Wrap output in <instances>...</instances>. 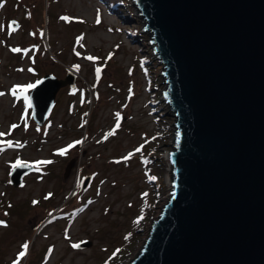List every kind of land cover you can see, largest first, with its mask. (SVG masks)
<instances>
[{
	"label": "rangeland",
	"instance_id": "obj_1",
	"mask_svg": "<svg viewBox=\"0 0 264 264\" xmlns=\"http://www.w3.org/2000/svg\"><path fill=\"white\" fill-rule=\"evenodd\" d=\"M12 20L19 22L16 31ZM145 25L134 0H0V220L6 225H0V264H13L24 243L29 250L21 264H129L141 251L171 196L165 153L177 137L175 112L163 96L164 64ZM17 47L29 51L13 52ZM69 72L74 87L59 90L43 126L23 97L11 94L15 85ZM76 140L84 143L57 154ZM8 141L23 146L9 148ZM18 159L54 163L14 186ZM84 242L91 245L72 247Z\"/></svg>",
	"mask_w": 264,
	"mask_h": 264
},
{
	"label": "water",
	"instance_id": "obj_2",
	"mask_svg": "<svg viewBox=\"0 0 264 264\" xmlns=\"http://www.w3.org/2000/svg\"><path fill=\"white\" fill-rule=\"evenodd\" d=\"M134 2L164 64L177 137L171 196L129 264H264V0ZM39 81L29 96L43 126L75 76ZM33 170L14 168L12 185Z\"/></svg>",
	"mask_w": 264,
	"mask_h": 264
},
{
	"label": "snow or ice",
	"instance_id": "obj_3",
	"mask_svg": "<svg viewBox=\"0 0 264 264\" xmlns=\"http://www.w3.org/2000/svg\"><path fill=\"white\" fill-rule=\"evenodd\" d=\"M61 19L65 20V21H69L72 18L65 16V17H61ZM97 22L99 23V20H97ZM9 27L12 29V31H16L15 22L13 23V25H10ZM33 35H35V33H33ZM40 35L43 36V32H41ZM82 39H83L82 37L78 38L77 39V43L79 44ZM81 46H83V45H81ZM12 51L13 52H21V51L27 52L29 50H25V49H21V48L17 47V48H13ZM76 55L79 56L80 53L79 52H76ZM87 59L90 60V61H94V60H97L98 58L90 55V56L87 57ZM108 59H111V55H109ZM74 67L76 68V70H79L80 69V65H75ZM21 71H23V69H21ZM28 71H34V69H31L30 68V69H28ZM101 71H102V69H100V68H97L96 69V73H97V76L98 77H99ZM37 83H42V81H37ZM36 86L37 85L34 84V83H29V84H26V85H15L11 89V94L14 97L22 96L23 99L27 102V107L28 108H31L32 107V99L28 95V93H29V91L31 89H34ZM3 95H5V93L0 92V96H3ZM26 116H27V114H25V124H26ZM117 117H118V119L120 118L119 113H117ZM17 127H19V125L13 124L11 126L12 129H15ZM119 127H120V124L118 122L115 125V128L112 131H110V132H108V133L105 134L104 139L107 140L110 136L115 135V129H118ZM4 135H5V133L0 132V137H2ZM0 143H3V142L0 141ZM14 143H15V146H17V147H22L23 146L19 142L8 141L7 142V147H9V148L13 147ZM83 143H84L83 140H76L73 143L68 144L66 147L59 149L58 152H57V154L60 155V156H65L66 154H68V152H69L70 149H74L77 145H81ZM141 150H142L141 148H137L136 149V152H140ZM0 151H3V148H0ZM131 156H132V153H129V155L123 157V160L127 161L128 159L131 158ZM53 163H54V161L53 160H50V159H48V160H39V161H36L35 164H30L27 161L19 160L18 159L16 161V163L12 165V167L13 168H16V167L35 168V170L37 172H40L41 171V166H43V165H51ZM152 179H156V178L155 177H152ZM81 186H82V184H81ZM51 196H52V193H49L45 197V199H49ZM32 203L35 205V204H38L39 201L34 200ZM88 203H92V201H89ZM78 211H83V209H79ZM50 215H51V213H50ZM0 225L6 226L5 225V222L3 220H0ZM72 247L73 248H79L80 247V244H73ZM22 248H23V250L19 252L18 258L15 261H13V264H21V259L23 257H25L26 254L28 253L29 244L28 243H24L22 245ZM49 251L51 252V249Z\"/></svg>",
	"mask_w": 264,
	"mask_h": 264
},
{
	"label": "bare ground",
	"instance_id": "obj_4",
	"mask_svg": "<svg viewBox=\"0 0 264 264\" xmlns=\"http://www.w3.org/2000/svg\"><path fill=\"white\" fill-rule=\"evenodd\" d=\"M169 153H170V151H166V153H165V157H166V160H167V165H168V167H171L170 159H169ZM167 180H168L169 183L172 182V176H171L170 173L167 174Z\"/></svg>",
	"mask_w": 264,
	"mask_h": 264
}]
</instances>
